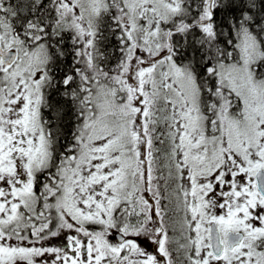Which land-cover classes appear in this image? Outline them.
Wrapping results in <instances>:
<instances>
[{
    "label": "snow or ice",
    "instance_id": "1",
    "mask_svg": "<svg viewBox=\"0 0 264 264\" xmlns=\"http://www.w3.org/2000/svg\"><path fill=\"white\" fill-rule=\"evenodd\" d=\"M0 264H264V0H0Z\"/></svg>",
    "mask_w": 264,
    "mask_h": 264
},
{
    "label": "rangeland",
    "instance_id": "2",
    "mask_svg": "<svg viewBox=\"0 0 264 264\" xmlns=\"http://www.w3.org/2000/svg\"><path fill=\"white\" fill-rule=\"evenodd\" d=\"M52 244L55 246H62L64 241L61 238H56L54 241H52ZM45 246H49L48 242H45Z\"/></svg>",
    "mask_w": 264,
    "mask_h": 264
},
{
    "label": "flooded vegetation",
    "instance_id": "3",
    "mask_svg": "<svg viewBox=\"0 0 264 264\" xmlns=\"http://www.w3.org/2000/svg\"><path fill=\"white\" fill-rule=\"evenodd\" d=\"M63 246V245H62Z\"/></svg>",
    "mask_w": 264,
    "mask_h": 264
}]
</instances>
